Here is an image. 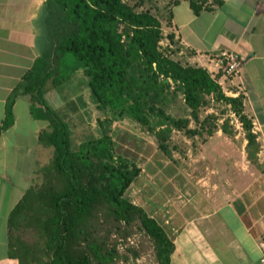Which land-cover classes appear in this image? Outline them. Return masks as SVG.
I'll list each match as a JSON object with an SVG mask.
<instances>
[{
	"label": "trees",
	"instance_id": "16d2710c",
	"mask_svg": "<svg viewBox=\"0 0 264 264\" xmlns=\"http://www.w3.org/2000/svg\"><path fill=\"white\" fill-rule=\"evenodd\" d=\"M190 4L197 15L212 5L209 0ZM138 8L128 0L46 3L43 20L52 49L36 60L13 92L0 127L1 138L14 124L16 98L30 95L34 117L49 123L40 142L53 149L52 163L42 171L44 182L27 190L9 217L10 256L20 264H115L120 255L116 245H109L108 228L134 223L153 242L158 263L172 264L173 241L141 206L126 198L141 169L117 154L107 126L114 117L127 116L154 132L159 150L170 158L174 131L185 129L190 119L202 130L214 124V116H200L212 99L236 114L248 141V158L256 162L259 145L244 114L243 96L228 97L207 70L176 60L175 51L161 46L165 36L159 15ZM167 38L173 41V36ZM76 73L87 78L106 120L98 118L100 138L74 148L68 122L47 95H54ZM178 99L187 117L169 113ZM215 129L207 132L213 135ZM221 130L227 134V124Z\"/></svg>",
	"mask_w": 264,
	"mask_h": 264
},
{
	"label": "crops",
	"instance_id": "0c3cea01",
	"mask_svg": "<svg viewBox=\"0 0 264 264\" xmlns=\"http://www.w3.org/2000/svg\"><path fill=\"white\" fill-rule=\"evenodd\" d=\"M48 0H0V127L8 101L32 70L36 60L50 52L52 41L43 20ZM210 10L197 15L190 0H170L157 12L164 49L185 65L215 71L224 51L236 52L240 73L221 85L232 98L243 96L244 114L253 125L259 151L251 182L230 195L210 194L186 184L157 180L143 189L141 206L175 244L172 264H261L264 239V0H209ZM166 7L168 8L166 10ZM173 36V41L167 38ZM47 97H49L47 95ZM30 95L14 103V124L0 138V264H20L10 256L9 217L27 190L53 160V149L40 142L49 127L32 114ZM248 141L246 140V144ZM164 154V153H163ZM165 155V154H164ZM166 156V155H165ZM153 176H158L153 169ZM149 177V175L147 174Z\"/></svg>",
	"mask_w": 264,
	"mask_h": 264
},
{
	"label": "rangeland",
	"instance_id": "374dc122",
	"mask_svg": "<svg viewBox=\"0 0 264 264\" xmlns=\"http://www.w3.org/2000/svg\"><path fill=\"white\" fill-rule=\"evenodd\" d=\"M128 1L131 5H139V10L150 9L154 13L160 12L170 2V0ZM69 57L70 61L74 62L75 59ZM68 71L70 72L71 68ZM48 98L51 106L68 122L72 130L74 148L85 140L102 136L98 118L103 121L106 118L97 109V101L83 73L74 74L69 82ZM169 113L176 117L188 115L182 99H178ZM209 115L214 116L212 120L214 124H208L205 130L190 119L185 129L174 131L168 143L170 158L159 150L154 132L127 116L117 119L114 117L112 125L107 126L115 141L117 154L143 169L141 177L127 193L130 200H135L141 205L143 189H147L149 185L155 188L160 179H164L167 184H178L172 177L173 173L181 175L187 186H197L208 194L214 189H223L232 195L251 182V174L256 171V162H251L248 158L245 130L238 117L231 107L212 99L209 105L201 110V120ZM224 124H227V134L221 130ZM209 128L215 129L213 135L207 132ZM200 132L203 134H199ZM50 165L42 168V171ZM152 169L159 175L153 176ZM42 171L34 186L44 182L45 175ZM109 230V245L110 247L116 245L120 255L115 264H159L153 242L138 223L113 230L109 227Z\"/></svg>",
	"mask_w": 264,
	"mask_h": 264
},
{
	"label": "built area",
	"instance_id": "2783aa9c",
	"mask_svg": "<svg viewBox=\"0 0 264 264\" xmlns=\"http://www.w3.org/2000/svg\"><path fill=\"white\" fill-rule=\"evenodd\" d=\"M242 66L243 61L236 52L224 51L215 60L216 70L210 71L209 74L221 86L225 85L228 79L238 75ZM260 249L262 251L261 264H264V239L260 241Z\"/></svg>",
	"mask_w": 264,
	"mask_h": 264
}]
</instances>
